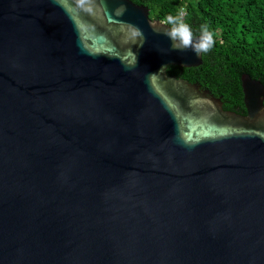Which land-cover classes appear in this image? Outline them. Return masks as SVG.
Masks as SVG:
<instances>
[{
    "label": "water",
    "instance_id": "95a60500",
    "mask_svg": "<svg viewBox=\"0 0 264 264\" xmlns=\"http://www.w3.org/2000/svg\"><path fill=\"white\" fill-rule=\"evenodd\" d=\"M161 21L0 0V264H264V84L225 109Z\"/></svg>",
    "mask_w": 264,
    "mask_h": 264
},
{
    "label": "trees",
    "instance_id": "16d2710c",
    "mask_svg": "<svg viewBox=\"0 0 264 264\" xmlns=\"http://www.w3.org/2000/svg\"><path fill=\"white\" fill-rule=\"evenodd\" d=\"M164 20L181 8L194 36L201 25L214 33L215 45L198 67L170 65L168 74L198 82L220 97L224 108L246 113L241 77L250 74L264 84V0H132Z\"/></svg>",
    "mask_w": 264,
    "mask_h": 264
},
{
    "label": "clouds",
    "instance_id": "9594fccd",
    "mask_svg": "<svg viewBox=\"0 0 264 264\" xmlns=\"http://www.w3.org/2000/svg\"><path fill=\"white\" fill-rule=\"evenodd\" d=\"M185 15L186 12L183 8L176 15H168L160 22V34L169 39L170 50L179 52L190 50L200 57L215 45L214 33L205 24L200 27V35L195 37L191 26L184 20ZM137 35L142 36L143 34L137 30Z\"/></svg>",
    "mask_w": 264,
    "mask_h": 264
},
{
    "label": "flooded vegetation",
    "instance_id": "af4514ba",
    "mask_svg": "<svg viewBox=\"0 0 264 264\" xmlns=\"http://www.w3.org/2000/svg\"><path fill=\"white\" fill-rule=\"evenodd\" d=\"M179 78V77H178ZM203 88V87H202ZM206 89V88H205Z\"/></svg>",
    "mask_w": 264,
    "mask_h": 264
}]
</instances>
